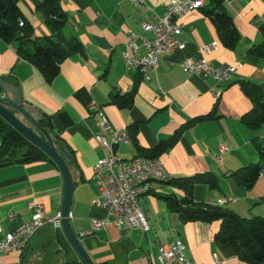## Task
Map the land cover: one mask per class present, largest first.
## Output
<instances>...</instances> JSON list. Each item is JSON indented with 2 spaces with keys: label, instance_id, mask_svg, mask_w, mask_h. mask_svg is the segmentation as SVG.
<instances>
[{
  "label": "crops",
  "instance_id": "obj_1",
  "mask_svg": "<svg viewBox=\"0 0 264 264\" xmlns=\"http://www.w3.org/2000/svg\"><path fill=\"white\" fill-rule=\"evenodd\" d=\"M172 0H147L150 10L129 0H61L67 24L66 37L79 40L82 51L73 53L60 68L58 76L47 82L39 70L17 53L16 42L0 38V78L16 84L23 102L37 108L51 120L52 133L71 150L77 177L71 206V225L79 236L93 231L94 220H107L106 226L81 239L95 264H156L158 248L182 239L188 255L197 264H215L214 255L222 264H247L228 245L214 241L220 221H184L172 212L166 197L185 194L167 183L152 182L151 193L142 197L140 205L152 227L146 233L126 225L117 227L108 210L94 206L99 186L94 167L104 156L96 135H107L101 125L104 116L115 130L138 126L136 143L114 145L112 151L123 159L139 157L144 149H152L168 141L184 125L208 116L217 107L213 118L196 122L186 129L173 147L159 159L173 179L214 174L219 188L198 184L194 200L218 205L224 197L237 202L227 207L245 218H264V177L252 190L240 187L230 176L240 168L257 163L259 156L253 140L264 141V126L252 130L243 117L253 108L242 85L252 83L264 90V58L249 54L263 42L264 0H223V10L233 19L240 34L235 49L220 41L217 28L203 8L175 19L182 25L180 39L184 49L164 55L158 75L143 80L138 71H127L122 59L130 32L153 38L154 12L162 15ZM207 9L215 2L205 0ZM26 20L33 26L36 37L52 35L44 18L36 11L33 0H19ZM142 23L149 28L144 29ZM218 43L219 49L201 55L204 46ZM204 58L216 66L236 65L238 74L228 84L203 79L185 72L180 62ZM141 78V79H140ZM140 79L133 105L120 107L112 93L131 92ZM161 91L163 93H161ZM92 104L97 106L92 109ZM227 150L216 158L220 146ZM64 200V178L55 163L12 164L0 168V225L5 232L30 220L31 202L41 204L48 216L60 214ZM9 214L13 220H7ZM66 257L57 231L52 226L39 230L28 246L17 253L0 254V264H65Z\"/></svg>",
  "mask_w": 264,
  "mask_h": 264
},
{
  "label": "trees",
  "instance_id": "obj_2",
  "mask_svg": "<svg viewBox=\"0 0 264 264\" xmlns=\"http://www.w3.org/2000/svg\"><path fill=\"white\" fill-rule=\"evenodd\" d=\"M36 11L44 18L52 35L36 37L33 26L26 20L19 7V0H0V38L6 42L17 43L19 56L36 67L47 82L53 81L59 74L61 64L73 53L81 52L82 46L75 37H66L63 29L67 24L66 15L61 9V0H33ZM215 8L203 10L214 22L220 41L227 48L235 49L240 41V34L233 19L223 10V0H211ZM20 21L24 26H20ZM263 42L253 46L249 54L264 58V26L261 27ZM142 78V77H141ZM140 78V79H141ZM140 79L134 89L122 95L112 93L113 102L122 108L133 105L134 96ZM242 88L253 103L252 110L243 117V123L252 130L264 126V90L261 86L244 83ZM217 107L211 114L190 121L180 128L168 141L160 142L152 149L140 148V157L159 158L170 147H173L182 133L196 122L213 118ZM42 125L52 132L51 120L44 116ZM138 126L128 128L130 141H136ZM259 162L253 163L233 172L230 176L242 188L252 190L260 177H264V141L253 140ZM71 152V150H70ZM72 154V152H71ZM73 156V154H72ZM74 158V157H73ZM48 161L55 163L42 150L34 146L0 117V168L12 164H32ZM167 184L181 189L185 196L179 199L176 195L166 197L170 210L184 221H202L211 223L220 221L221 227L214 241L232 248L235 255L247 264H264V218H245L228 207L209 203H198L194 200V189L198 184H207L210 189H218L219 178L214 174L196 175L173 179ZM61 239L65 264H83L64 238L62 231H57Z\"/></svg>",
  "mask_w": 264,
  "mask_h": 264
},
{
  "label": "built area",
  "instance_id": "obj_3",
  "mask_svg": "<svg viewBox=\"0 0 264 264\" xmlns=\"http://www.w3.org/2000/svg\"><path fill=\"white\" fill-rule=\"evenodd\" d=\"M132 4L146 10L147 0H129ZM205 0H172L165 8L162 15L154 12L156 20L151 28L153 38L145 35L130 32L127 36L122 59L127 71H138L143 80L151 81L153 75H158L163 56L174 52L177 49H184L186 42L180 39L182 25L175 21L189 15L193 11L201 10ZM20 26L24 22L20 21ZM144 29L149 26L142 23ZM219 49L218 43L202 47L199 52L207 55ZM181 68L189 73L203 79H214L220 84H228L238 74L236 65L216 66L204 58L185 59L180 62ZM161 93H163L161 91ZM92 109L97 106L92 104ZM101 125L107 135H96L95 138L103 148L104 156L99 158L94 167V177L99 186L98 196L94 199L93 205L104 207L108 210L112 222L119 228L126 225L131 229H139L146 233V227H152L140 202L142 197L151 193V183H168L173 178L168 174L159 158L136 157L131 160L123 159L113 153L114 145L127 144L128 131L113 129L107 119L102 116ZM227 150L222 144L216 158L222 162L221 154ZM237 202L236 198L224 197L219 199L218 205L227 207ZM29 208L32 210L30 220L22 223L12 231L5 232L0 225V254L17 253L26 248L33 236L42 228L52 226L56 231H61L62 223L60 214L48 216L41 204L31 202ZM7 220H13L14 215L9 214ZM107 220H94L93 231L79 234L82 239L91 235L94 231L106 226ZM164 253V263L156 264H183L182 256L188 255V248L182 239H176L168 244H160ZM190 257V256H189ZM215 264H222L217 255H214ZM190 264H197L190 257Z\"/></svg>",
  "mask_w": 264,
  "mask_h": 264
},
{
  "label": "water",
  "instance_id": "obj_4",
  "mask_svg": "<svg viewBox=\"0 0 264 264\" xmlns=\"http://www.w3.org/2000/svg\"><path fill=\"white\" fill-rule=\"evenodd\" d=\"M0 117L26 140L48 155L61 171L64 178V200L60 212L62 234L83 264H95L71 225V206L77 173L75 160L69 147L42 125L44 116L37 108L23 102L19 87L1 78Z\"/></svg>",
  "mask_w": 264,
  "mask_h": 264
},
{
  "label": "bare ground",
  "instance_id": "obj_5",
  "mask_svg": "<svg viewBox=\"0 0 264 264\" xmlns=\"http://www.w3.org/2000/svg\"><path fill=\"white\" fill-rule=\"evenodd\" d=\"M129 136V134H128ZM130 141V137H127V143ZM147 230V227H146ZM158 263H164V253L161 250V247L158 248ZM182 263L183 264H190V257L189 256H182Z\"/></svg>",
  "mask_w": 264,
  "mask_h": 264
},
{
  "label": "rangeland",
  "instance_id": "obj_6",
  "mask_svg": "<svg viewBox=\"0 0 264 264\" xmlns=\"http://www.w3.org/2000/svg\"><path fill=\"white\" fill-rule=\"evenodd\" d=\"M258 162H259V160H258ZM258 162H257V163H258Z\"/></svg>",
  "mask_w": 264,
  "mask_h": 264
}]
</instances>
